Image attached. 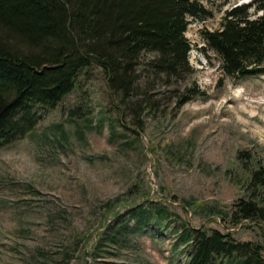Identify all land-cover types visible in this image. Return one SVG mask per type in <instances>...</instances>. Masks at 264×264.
<instances>
[{
  "label": "rangeland",
  "instance_id": "374dc122",
  "mask_svg": "<svg viewBox=\"0 0 264 264\" xmlns=\"http://www.w3.org/2000/svg\"><path fill=\"white\" fill-rule=\"evenodd\" d=\"M193 1L204 12L184 37L205 99L134 134L104 113L101 78L80 75L30 134L0 149V264H185L174 245L182 222L263 245L255 224L226 216L246 178L237 153L264 165V75L218 83L219 59L202 40L251 0ZM84 98L91 113L75 117Z\"/></svg>",
  "mask_w": 264,
  "mask_h": 264
},
{
  "label": "trees",
  "instance_id": "16d2710c",
  "mask_svg": "<svg viewBox=\"0 0 264 264\" xmlns=\"http://www.w3.org/2000/svg\"><path fill=\"white\" fill-rule=\"evenodd\" d=\"M203 12L193 0H0V149L30 134L74 91L80 75L101 78L104 113L127 121L134 134L147 119L205 99L191 79L184 37L187 19ZM202 40L219 59L218 83L264 75V0L225 12L220 28L203 32ZM85 101L72 115L91 113ZM236 159L246 178L227 223H252L263 235L264 165L246 151ZM152 210L167 220L161 208ZM179 228L174 245L185 264H264V242L236 241L187 222Z\"/></svg>",
  "mask_w": 264,
  "mask_h": 264
}]
</instances>
